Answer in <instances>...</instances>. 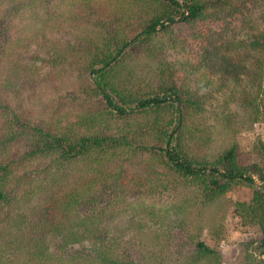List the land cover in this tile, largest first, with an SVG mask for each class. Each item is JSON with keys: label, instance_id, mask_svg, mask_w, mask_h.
Wrapping results in <instances>:
<instances>
[{"label": "trees", "instance_id": "trees-1", "mask_svg": "<svg viewBox=\"0 0 264 264\" xmlns=\"http://www.w3.org/2000/svg\"><path fill=\"white\" fill-rule=\"evenodd\" d=\"M245 4V0H63L53 4L51 0H0L2 22L12 12L19 20L32 18L33 29H38L36 19L47 28L43 14L47 16L48 12L51 19L53 12L54 24L57 26L60 21V26L66 25L69 39L65 42L59 39L48 47L42 45L47 54H52L46 60L51 68L46 71H52L53 83L58 74L74 73L72 91L59 100L56 108L77 117L74 122L78 129L72 124L62 125L58 119L56 122L66 130L53 135L52 128L33 125L27 115H21L22 120L15 113L10 115L9 106L0 95L2 125L15 126L19 135L28 133L34 137L29 143L28 157L25 154L26 169L15 187L32 180L40 188L45 180L55 182L60 192L59 204L69 215L54 232L59 237L57 251L50 252L46 247L45 255L36 254L24 264H140L130 259L127 248H135L138 242L147 245L157 236L144 235L145 226L136 217L139 204L127 198L105 201L101 192L111 188L125 192L131 186L128 184L134 183L147 184L152 192L166 191L169 179L174 177L190 182L212 200L235 184L251 188V199L236 202L235 211L244 223L257 226L262 234L255 244L247 243L246 264H264V167L255 165L251 171L260 181L257 184L252 174L238 163L237 145L233 142L214 161L195 158L190 150L205 139L199 129L195 130V123L208 96L183 95L174 79L151 85L150 64L155 62L160 48L155 38L161 29L168 27L167 23L193 25L218 20L227 9L242 11ZM53 7L57 10L53 11ZM26 9L32 13L26 14ZM242 14L248 20L251 18L250 30L244 35H234L233 39L218 37L214 42L203 43L206 45L199 58L205 67L220 73L225 87L231 84L234 97L244 95L247 89V96L250 95L253 83L260 81L264 73V13L247 15L243 10ZM45 28L39 29L42 35ZM197 39L207 40L200 33ZM5 42L9 43V37ZM3 76L0 72V82L5 87L12 76ZM245 79L255 81H247L245 85ZM256 112L257 116L259 111ZM258 142L264 154V144ZM130 155L133 161H126ZM79 169L82 183H66L67 176ZM10 171L0 155V205L11 201V191L5 187ZM100 183L103 187H99ZM127 213L125 227L136 219V232L122 244L121 238L129 231L119 228L117 232L113 220ZM164 219L158 216L153 225L162 226L166 223ZM182 228L178 221L172 222L171 229L177 236L187 235ZM171 229L167 225L165 230L170 234ZM190 240L195 248L191 257L219 260L220 254L214 248L202 240L192 237ZM257 252L259 257L255 255Z\"/></svg>", "mask_w": 264, "mask_h": 264}, {"label": "rangeland", "instance_id": "rangeland-1", "mask_svg": "<svg viewBox=\"0 0 264 264\" xmlns=\"http://www.w3.org/2000/svg\"><path fill=\"white\" fill-rule=\"evenodd\" d=\"M61 1L63 0H51V3ZM245 1L243 10L247 15L264 13V0ZM53 8V11L57 10L56 7ZM243 10L229 8L218 20L193 25L186 22L167 23L168 27L161 29L155 38L156 46L160 48L155 62L150 64L153 77L151 85L154 87L159 81L174 79L183 95L206 94L208 98L205 99L204 110L197 114L198 120L195 123V130L199 129L201 137L206 140L203 139L204 142L195 145L190 150L191 154L197 159L210 162L216 160L228 144L236 143L238 163L252 174L258 184L260 181L251 171L255 165L264 167V154L258 142L261 140L264 144V73L262 79L255 83L253 79L243 80L245 85L247 81L255 84L250 95L247 96V89L244 95L234 97L230 91L231 84L225 87L220 73L212 72L199 61L202 47L206 45L203 43L214 42L218 37L233 39L234 35H244L245 31L250 30L248 28L252 24L251 18L248 20L242 14ZM26 11V14L32 13L31 9ZM17 13L20 14V11L17 10ZM46 14L47 16L43 14V17L47 20V28L36 19L38 29H33L32 18L19 20L12 12L7 14L5 21H0V72L4 78L12 76V79H9L12 81L7 86L3 87L0 82V95L3 102L8 104L10 115L15 113L17 119H21V115H27L32 118L33 125L39 123L47 126L48 130L52 128L54 135L66 130L65 126L56 122L58 119L67 127L72 124L78 129V125L74 122L77 117L63 114V111L56 108L59 100L72 91L74 73L58 74L56 82L53 83L50 78L52 71H46L51 68L46 60H50L52 54H47L45 48H42V45L47 44L48 47L59 39L62 42L67 41V26H60V21L56 26L52 20L53 12L51 19L49 13ZM243 25L246 28H242ZM261 27L262 25L259 29ZM40 28L46 29L44 35L39 31ZM199 33L207 40L202 42L197 39ZM7 37L9 43L5 42ZM10 69L13 71L9 72ZM237 89L238 87L234 90L238 95ZM209 93L211 95H208ZM256 111H259L257 116ZM17 131L15 126L2 125L0 122V155L3 164L11 170L5 185L6 189L11 191V201L0 205L1 264L27 263L36 254L45 255L46 247H49L50 252H56V241L59 237L54 232L64 225L65 218L69 216L59 204L60 192L55 182L45 180L44 187L40 188L37 181L32 180L24 184L20 182V185L15 187L18 184L16 180L26 169V155L28 157L31 150L29 143L34 139L27 132L22 136ZM77 131L80 134V131ZM128 156L124 155V158ZM131 157L132 155L125 160L133 161ZM81 169L67 176L66 183L80 185ZM156 169L163 170L162 167ZM32 171L34 172V169ZM169 180V189L161 192H152L147 184L142 183L128 184L131 186L125 192L117 188L101 192L105 201L127 198V201L139 204V214L136 217L141 218L140 223L145 226L144 235L157 236L147 245L138 242L135 248L129 246L127 253L131 255L130 259L134 258L140 264H246L244 253L247 243L255 244L262 234L257 226L241 220L235 211V203L248 202L252 196L251 188L235 184L212 200L198 192L190 182L177 177ZM107 182L109 184L106 185L109 186L111 180ZM99 187H103V184L100 183ZM125 215L113 220L117 232L119 228L129 231L121 238L122 244L133 238L137 224L134 219L125 227L124 218H128V213ZM158 216L166 220L160 227L153 225ZM174 220L183 226V231L189 237L185 234L183 237L175 234L171 229ZM167 225L171 229L170 234L165 230ZM164 232L167 234H163ZM191 237L202 240L218 251L219 260L191 257L195 249ZM255 255L259 257L258 252Z\"/></svg>", "mask_w": 264, "mask_h": 264}, {"label": "water", "instance_id": "water-1", "mask_svg": "<svg viewBox=\"0 0 264 264\" xmlns=\"http://www.w3.org/2000/svg\"><path fill=\"white\" fill-rule=\"evenodd\" d=\"M254 178V177H253Z\"/></svg>", "mask_w": 264, "mask_h": 264}]
</instances>
